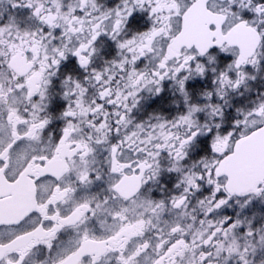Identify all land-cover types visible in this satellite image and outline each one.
I'll list each match as a JSON object with an SVG mask.
<instances>
[{
    "label": "snow or ice",
    "instance_id": "obj_1",
    "mask_svg": "<svg viewBox=\"0 0 264 264\" xmlns=\"http://www.w3.org/2000/svg\"><path fill=\"white\" fill-rule=\"evenodd\" d=\"M0 264H264V0H0Z\"/></svg>",
    "mask_w": 264,
    "mask_h": 264
}]
</instances>
